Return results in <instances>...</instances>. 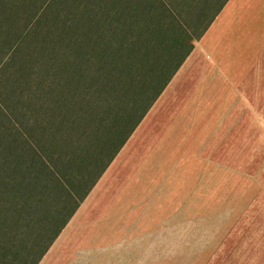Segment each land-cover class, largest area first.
I'll use <instances>...</instances> for the list:
<instances>
[{"label": "crops", "instance_id": "crops-1", "mask_svg": "<svg viewBox=\"0 0 264 264\" xmlns=\"http://www.w3.org/2000/svg\"><path fill=\"white\" fill-rule=\"evenodd\" d=\"M263 98L264 0H225L88 186L63 189L71 206L36 264H208L224 235L192 226L239 183Z\"/></svg>", "mask_w": 264, "mask_h": 264}, {"label": "rangeland", "instance_id": "rangeland-1", "mask_svg": "<svg viewBox=\"0 0 264 264\" xmlns=\"http://www.w3.org/2000/svg\"><path fill=\"white\" fill-rule=\"evenodd\" d=\"M164 1L181 23L186 45L177 48L170 40L177 29H170L164 41L156 40L147 51L149 65L138 74L137 84L107 88L106 77L98 89H81L76 65H60L62 56L57 55L71 37L68 19L72 11L77 13L71 5L107 9V0H0V186L21 175L27 182L24 217L17 211V222L13 217V223L0 224V264H32L55 232L54 222L63 219H56L59 210L71 206L62 188L49 197L40 183L33 185L34 166L28 162L44 158L63 189L84 190L89 176L100 170L223 0H184L183 7L178 0ZM51 57H57V64L48 76ZM76 61L84 62L78 56L69 62ZM91 76L94 79L89 74L84 78ZM49 83L53 90H47ZM59 94L67 98V105L54 101ZM256 125L248 160L247 148L241 145L245 159L240 160L239 183L225 178L223 198L209 202L201 214L204 223L192 226L193 235L206 238L205 243L224 235L223 249L209 256L208 264H264V112H257ZM21 143L31 151L26 145L22 151ZM23 157L27 168L19 169ZM198 242L193 241V247Z\"/></svg>", "mask_w": 264, "mask_h": 264}, {"label": "trees", "instance_id": "trees-1", "mask_svg": "<svg viewBox=\"0 0 264 264\" xmlns=\"http://www.w3.org/2000/svg\"><path fill=\"white\" fill-rule=\"evenodd\" d=\"M183 1L178 0V4H181L182 7ZM224 1H222L219 7ZM75 4L72 3L71 8L77 13L72 11L68 19V25L71 26V37H69L67 44L63 45L64 47H62L60 54L57 55L62 56L60 65H76V72L79 73L77 76L82 78L77 87L81 89H90L91 87L98 89L103 86L106 77L107 88L111 84L112 88L116 85L119 88L132 87L137 82L136 78L138 74L144 67L149 65L145 62L147 51L152 49L153 43L156 40L159 39L160 42L164 41L170 29L172 31L175 27L177 29L175 31L176 34L170 38L172 43L177 48L186 45L181 23L169 11V6L167 7L164 0H107V9L103 6H98L96 9L79 8ZM202 31L195 39L200 36ZM13 48L14 46L10 47V50ZM190 48L191 45H187L186 51H184L177 63L174 64L172 69L159 83L150 98L147 99L141 112L132 121L127 133L121 139L113 154L123 144L127 136L160 94L181 61L190 51ZM73 56H78L79 59L81 58L84 61L83 63H89L90 65L85 66L87 64L77 63L78 61L74 63L69 62ZM56 58L51 57L49 59L50 61L47 65L48 76L53 74L55 70L57 64ZM88 74L93 75L94 79L91 76V78L86 80L84 76ZM50 89L53 90L49 83L47 84V90ZM54 101H59L61 107L62 105H67V98L61 94ZM21 145V150L23 151V146L25 147L26 143H21ZM27 148L31 151L29 147ZM32 154L34 157L36 156L33 151ZM43 159L38 156L36 157V164L28 162L32 164L31 167L34 166V173H32L30 180L32 183H40L42 191H47L50 197L51 194L55 195V192L59 188L63 190V184L61 179L58 178V174L51 170L52 168L47 163L48 161L46 162ZM27 161L26 157L21 158L17 167L19 169H26ZM39 179H41V182ZM8 181L7 184L10 183V186L7 184L0 186V224H5L6 220H9L8 224L13 223V217L14 221L17 222L16 212L18 211L17 213H20L23 218V213L27 210L25 204V186L27 182L25 178L21 175ZM7 213L9 214L7 215ZM46 246L47 244L36 256L32 264H36L39 261Z\"/></svg>", "mask_w": 264, "mask_h": 264}]
</instances>
